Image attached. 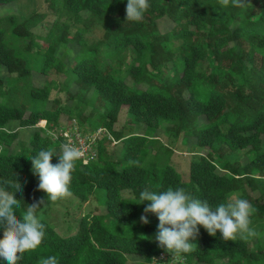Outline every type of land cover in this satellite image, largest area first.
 Masks as SVG:
<instances>
[{"label": "trees", "instance_id": "16d2710c", "mask_svg": "<svg viewBox=\"0 0 264 264\" xmlns=\"http://www.w3.org/2000/svg\"><path fill=\"white\" fill-rule=\"evenodd\" d=\"M16 1L0 0V7ZM45 1L54 21L43 37L34 30L46 14L0 15L6 73L0 76V186L17 177L23 188L17 201L27 208L43 200L37 212L64 199L47 201L30 160L42 148L59 152L46 130L60 127L62 117L84 135L103 128L115 143L108 136L97 140L95 157L76 162L70 185L81 202L104 191L105 214L83 216L78 231L65 237L42 220L45 240L20 264H40L49 255L58 264H127L129 256L153 264L164 261L160 255L168 258L164 264H264V0H243L242 7L149 0L139 22L126 20L127 0ZM162 20L172 23L169 31L159 29ZM95 30L101 37L89 41ZM40 76L47 79L37 86ZM55 91L65 94L64 102ZM123 107L136 126L127 136L115 129ZM42 121L45 129L37 127ZM23 130L32 133L19 141ZM177 142L196 148L187 180L170 164ZM169 187L213 208L247 199L259 235L224 241L200 228L193 251L172 257L156 240L157 216L141 221L150 202L139 204L141 191ZM108 217L117 228L132 227L129 234L108 230ZM5 235L0 231V243Z\"/></svg>", "mask_w": 264, "mask_h": 264}, {"label": "clouds", "instance_id": "9594fccd", "mask_svg": "<svg viewBox=\"0 0 264 264\" xmlns=\"http://www.w3.org/2000/svg\"><path fill=\"white\" fill-rule=\"evenodd\" d=\"M223 3L233 7L244 5L243 0H223ZM149 7V0H127L126 20L142 21ZM53 138L55 139L54 134ZM82 156L83 152L79 147L64 143L59 145V152L54 147L42 148L35 157H30L31 171L39 178L38 190L46 194L48 202L71 195L73 172L76 162ZM53 157L58 159V163L51 162ZM22 192L23 188L17 177L6 186H0V231L6 232L0 243V264H20L24 254L37 250L46 237V225L37 215V209L44 203L43 200L27 206L26 211L21 213V219L17 220L16 212L21 206L16 197ZM139 201V204L150 202L144 209L142 223H148V213L155 214L158 218V245L180 260L193 251V241L199 235L200 228L210 236L219 232L224 241L259 235L251 227L252 205L244 198L237 197L234 203H221L213 208L208 201L194 198L182 187H169L160 191L145 189L139 193ZM151 261L153 264H161L155 259ZM40 264H58V260L56 256L49 255L41 258Z\"/></svg>", "mask_w": 264, "mask_h": 264}, {"label": "rangeland", "instance_id": "374dc122", "mask_svg": "<svg viewBox=\"0 0 264 264\" xmlns=\"http://www.w3.org/2000/svg\"><path fill=\"white\" fill-rule=\"evenodd\" d=\"M11 12L20 13L23 16H28L33 13L46 14L45 20L34 30V32L39 36H45L48 32L50 25L54 21V16L48 10L47 3L45 0H17L15 4L0 7V15L10 14ZM172 23L168 20H162L159 22V29L162 32H167L172 28ZM101 37V31L95 30L91 35H89V41H96ZM0 76L5 77L6 73L0 69ZM55 79L54 77H52ZM47 78L40 76L36 78L34 82L37 86L43 85L44 80ZM127 82L130 83V79H127ZM53 97H58L62 102L65 101V94L53 92ZM131 117L127 112V108L123 107L118 119V122L115 124L116 130H122V135L127 136L134 132L135 128L130 126L129 121L131 122ZM62 126H67V121L65 117H62L61 123ZM60 125V126H61ZM39 127H43V123L39 124ZM139 128V127H138ZM32 130H23L19 133L20 140H27L31 135ZM156 136L160 138L163 143H168L166 136L162 131L156 133ZM18 144L16 142L13 144V149H17ZM173 148L176 150L172 158L170 159V164H172L176 171L179 173L180 177L183 180H187L189 174V162L192 158L197 156H192L190 152H194V149H187L186 146L182 145L180 142H177ZM124 199L130 197V194L126 191L121 193ZM104 191H96L93 196L89 198L87 202H81L76 196L71 194L70 196L65 197L63 200L58 202L55 205H52L49 210L44 211L40 210L37 212V215L45 220L49 225L56 231L58 236L65 237L68 235L75 234L78 231L79 222L81 218L87 214H105L104 208ZM26 211V208L21 207L20 210L16 212L18 216L21 217V213ZM104 225L110 231L115 230L120 234H129L132 227H122L117 228L115 226L114 220L112 217L104 218ZM139 257H128L127 264H141L142 260ZM165 261H162L161 264H164Z\"/></svg>", "mask_w": 264, "mask_h": 264}, {"label": "built area", "instance_id": "2783aa9c", "mask_svg": "<svg viewBox=\"0 0 264 264\" xmlns=\"http://www.w3.org/2000/svg\"><path fill=\"white\" fill-rule=\"evenodd\" d=\"M42 128L45 129V123ZM46 134L50 136L54 142L59 143V145L69 143L79 147L83 152V156L80 160L84 163L95 157L94 144L97 140H101L104 136H108V138L112 140L107 131L103 128L97 129L90 135H84L80 132L75 122L68 126L53 127L50 130H46ZM53 134L55 139L53 138ZM114 143L115 142L112 140V144ZM158 259L166 261L168 258L166 255H160Z\"/></svg>", "mask_w": 264, "mask_h": 264}]
</instances>
